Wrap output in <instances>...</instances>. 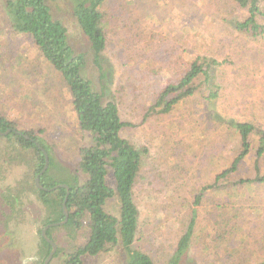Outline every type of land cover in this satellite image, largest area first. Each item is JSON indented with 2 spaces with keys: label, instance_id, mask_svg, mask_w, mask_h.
Returning <instances> with one entry per match:
<instances>
[{
  "label": "rangeland",
  "instance_id": "rangeland-1",
  "mask_svg": "<svg viewBox=\"0 0 264 264\" xmlns=\"http://www.w3.org/2000/svg\"><path fill=\"white\" fill-rule=\"evenodd\" d=\"M47 1L53 17L65 26L71 47L86 55L81 75L99 90L89 42L72 16L69 1ZM101 10L108 74L105 94L118 105L121 119L132 125L121 136L148 152L134 188L142 240L135 247L145 250L154 264H167L187 229V207L195 194L211 184L239 151L237 132L213 116L249 122L264 132V58L260 56L264 36L252 41L233 32L229 23L245 14L233 0H106ZM199 56L222 62L215 75L217 99L207 102L203 86L169 114L145 117L154 93ZM0 112L18 130L37 137L48 159L62 164L59 176L79 171L78 150L91 146L93 137L78 129L70 94L59 75L30 37L7 27L1 10ZM257 140L252 134V149L223 188L204 192L181 264L264 260V183L254 182ZM258 167L264 175V154ZM36 170L34 148L0 138V195L8 190L20 200L12 214L0 196V264H35L43 229V208L33 187ZM52 238L60 254L51 264H62L74 243L61 227L55 228ZM84 264H122V259L112 249L84 259Z\"/></svg>",
  "mask_w": 264,
  "mask_h": 264
},
{
  "label": "trees",
  "instance_id": "trees-1",
  "mask_svg": "<svg viewBox=\"0 0 264 264\" xmlns=\"http://www.w3.org/2000/svg\"><path fill=\"white\" fill-rule=\"evenodd\" d=\"M68 1L77 26L89 42L91 62L99 74V90L88 77L81 75V70L86 67V55L71 47L65 26L53 17L47 0H0V10L7 27L15 34L32 39L41 56L67 88L78 129L93 137L91 146L78 150L80 172L68 170L66 176H59L62 164L49 157L46 170L39 176L42 189L33 183L43 208L42 227L64 220L62 204L66 200L67 221L45 231V236L53 242L52 232L56 227H61L67 239L74 243L73 252L62 264H84V259L99 257L112 249L118 251L122 264H154L145 250L135 247L142 240L139 235L140 215L134 188L148 152L121 136L122 130L132 125L121 119L118 105L105 94L108 74L103 57L106 36L101 6L106 0ZM233 3L236 9L245 13L240 19H233L229 23L233 32L238 37H246L252 41L263 37L264 0H233ZM224 20L226 19L223 18ZM260 56L264 58V54ZM221 65L222 62L208 56H199L187 63L176 79L154 93V102L145 117L169 114L176 105L196 95L203 86L208 92L206 101L212 103L218 97L215 75L216 69ZM213 117L237 132L239 151L230 165L217 174L211 184L202 186L195 194L193 202L187 207V229L179 238L167 264H181L183 261L193 237L196 206L200 204L206 190L223 188L227 177L237 171L239 163L252 149L251 135L254 133L258 136L254 182L264 183V175L260 174L258 167V160L264 154V132L257 130L249 122L227 120L219 114ZM7 130L10 132L0 138L12 139L26 149L34 148L38 176L45 159L39 149L37 137L18 130L16 123L0 112V132ZM238 183L242 184L244 181ZM59 185H66L68 191L64 186L57 187ZM0 196L13 214L16 204L20 202L18 194L6 190ZM108 205L112 207L107 209ZM41 231L38 252H35V264H43L51 251V245ZM81 234L83 236L78 242L77 238ZM59 254L57 249L51 260ZM258 264H264V260Z\"/></svg>",
  "mask_w": 264,
  "mask_h": 264
},
{
  "label": "water",
  "instance_id": "water-1",
  "mask_svg": "<svg viewBox=\"0 0 264 264\" xmlns=\"http://www.w3.org/2000/svg\"><path fill=\"white\" fill-rule=\"evenodd\" d=\"M10 132V130H7L6 132L4 133H1L0 132V136H4V135H7L8 133ZM37 144V143H36ZM43 155H44V159H45V163H44V166H43V169L42 171L40 172V174L38 176H36L35 178V184L38 188L42 189V187L40 186L39 184V176L46 170L47 166H48V156L46 154V152L44 150H42L41 148H39ZM61 186H64L67 191H68V187L66 185H59L57 187H61ZM66 202V200H64ZM65 202H63L62 204V208H63V214H64V220L62 222H58V223H54V224H49L47 226H45L42 231H41V234L42 236L45 238V240L51 245V251L49 252L48 256L46 257V259L44 260L43 264H49V261L51 260L53 254L55 253L56 251V246L54 244V242H52L50 239H48L46 236H45V231L49 228V227H53V226H61L63 225L66 221H67V218H68V213H67V209H66V206H65Z\"/></svg>",
  "mask_w": 264,
  "mask_h": 264
}]
</instances>
